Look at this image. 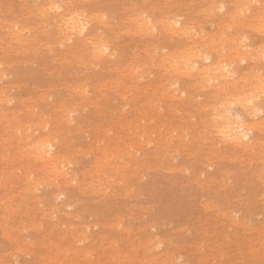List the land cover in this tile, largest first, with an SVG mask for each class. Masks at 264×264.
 Instances as JSON below:
<instances>
[{
	"label": "rangeland",
	"instance_id": "374dc122",
	"mask_svg": "<svg viewBox=\"0 0 264 264\" xmlns=\"http://www.w3.org/2000/svg\"><path fill=\"white\" fill-rule=\"evenodd\" d=\"M263 7L0 0V264H264ZM206 54L230 76L203 78ZM227 121L261 125L251 146Z\"/></svg>",
	"mask_w": 264,
	"mask_h": 264
},
{
	"label": "bare ground",
	"instance_id": "6f19581e",
	"mask_svg": "<svg viewBox=\"0 0 264 264\" xmlns=\"http://www.w3.org/2000/svg\"><path fill=\"white\" fill-rule=\"evenodd\" d=\"M126 1V0H125ZM189 2V1H188ZM168 3V2H167ZM52 4V3H51ZM164 4V3H163ZM56 5V4H55ZM184 5V4H183ZM57 6V5H56ZM127 6V5H126ZM158 7H159V5H158ZM241 7V6H240ZM45 8V7H44ZM59 9V6H57L56 7V9ZM198 8H199V6H198ZM264 8V7H263ZM155 9V8H154ZM158 9V8H157ZM200 9V8H199ZM67 10V9H66ZM156 10V9H155ZM248 10V9H247ZM77 11V10H76ZM263 11V10H262ZM138 12V11H137ZM204 12H206V11H204ZM85 13V12H84ZM49 15V14H48ZM245 15V14H244ZM44 16V15H43ZM60 16H61V14H60ZM59 16V17H60ZM148 16V15H147ZM89 17V16H88ZM139 17V16H138ZM143 17V16H142ZM130 18V17H129ZM135 18V17H134ZM205 18V17H204ZM60 19V18H59ZM233 19V18H232ZM141 21L143 20V18L142 19H140ZM145 20H147V19H145ZM171 20V19H170ZM61 21H62V24L64 25V29L67 31V33H68V37H69V39L70 38H72L73 37V35H78V34H82L86 29H87V27H88V24H89V21L90 20H87V19H82V17H81V15H73V14H69V13H63V15H62V17H61ZM60 21V22H61ZM166 21V20H165ZM58 22V21H57ZM144 22V21H143ZM150 22V21H149ZM170 22V21H169ZM168 22V24H170V25H168V24H164L165 26H167V29H168V27H169V29H170V27H172V26H174V23H175V21L173 22V23H169ZM178 22V21H177ZM145 23V22H144ZM146 23H147V21H146ZM145 23V24H146ZM151 23V22H150ZM165 23H167V22H165ZM228 23V22H227ZM2 24V23H1ZM138 24V23H137ZM144 24V26L146 27V25ZM162 24V23H161ZM173 24V25H172ZM262 24V23H261ZM60 25V24H59ZM142 25V24H141ZM163 25V26H164ZM227 26H228V24H226ZM260 25V24H259ZM152 25H150V27H151ZM137 27H138V25H137ZM136 27V28H137ZM153 27H154V25H153ZM59 28H61V26H59ZM172 28H174V27H172ZM252 28V27H251ZM259 28V27H258ZM261 28V27H260ZM17 29H20L21 30V28L19 27V28H17ZM42 29V28H41ZM142 29V28H141ZM151 29H152V27H151ZM168 29V30H169ZM194 29V28H193ZM230 29V28H229ZM264 29V28H263ZM19 30V31H20ZM148 30V29H147ZM152 30H154V29H152ZM172 30V29H171ZM170 30V31H171ZM207 30V29H206ZM255 30V29H254ZM129 31V30H128ZM177 31V30H176ZM189 31V30H188ZM224 31V30H223ZM264 31V30H263ZM140 32V31H139ZM155 32V31H154ZM173 32H174V30H173ZM185 32V31H184ZM22 33V32H21ZM98 33V32H97ZM192 33V32H191ZM203 33V32H202ZM225 33V32H224ZM244 33V32H243ZM259 33V32H258ZM263 33V32H262ZM185 34V33H184ZM205 34V33H204ZM177 35V34H176ZM188 35V34H187ZM186 35V36H187ZM226 35V34H225ZM92 36V35H91ZM17 37V36H16ZM54 37V36H53ZM93 37V36H92ZM100 38V37H99ZM190 38V37H189ZM27 39V38H26ZM68 39V40H69ZM220 39V38H219ZM227 39V38H226ZM15 40V39H14ZM203 40V39H202ZM205 40V39H204ZM228 40V39H227ZM24 42V41H23ZM49 42V41H48ZM47 42V43H48ZM216 42V41H215ZM97 43V42H96ZM102 43V42H101ZM204 43V42H203ZM99 45H100V47L101 46H104L103 44H100V43H98ZM97 44V45H98ZM205 44V43H204ZM240 44V43H239ZM62 45V44H61ZM235 48V47H234ZM247 48H249L248 46H247ZM26 49V48H25ZM47 49H49V48H47ZM98 49H100V48H98ZM253 49V48H252ZM260 49H261V47H260ZM27 50V49H26ZM97 50V49H96ZM95 50V51H96ZM163 50V49H162ZM183 50V49H182ZM243 50V49H242ZM250 50V49H249ZM103 51H104V49H103ZM192 51V50H191ZM199 51V50H198ZM232 51V50H231ZM98 52V51H97ZM147 52V51H146ZM200 52V51H199ZM238 52V51H237ZM6 54V53H5ZM100 55V54H99ZM193 55V54H192ZM6 56V55H5ZM109 56V55H108ZM164 56V55H163ZM201 56V55H200ZM234 56V55H233ZM104 56H102V58H103ZM135 58V57H134ZM211 54H206L205 55V59H206V61H208L209 62V65L207 64V67L206 68H204V69H202L201 70V73L202 74H204V76H203V78L204 77H207V79H211L212 81H215V78H218V77H221V78H224V76L225 77H228V76H230V74H231V70L229 71V65L230 64H227V63H225L223 60H221V61H219V62H217L218 64L217 65H215V66H212L213 64H211L212 63V61H211ZM64 59V58H63ZM96 59V58H95ZM188 59V58H187ZM66 60V59H65ZM147 60V59H146ZM189 60V59H188ZM243 60V59H242ZM13 61V60H12ZM184 62V61H183ZM195 63H194V66L193 67H191L190 66V68H192V69H197V67H196V65H197V61H194ZM1 63V62H0ZM182 63V62H181ZM189 63V62H188ZM187 63V64H188ZM216 63V62H215ZM126 64V63H125ZM191 64V63H190ZM6 65V64H5ZM135 65V64H134ZM146 65V64H145ZM171 65V64H170ZM2 67V66H1ZM115 67V66H114ZM138 67V66H137ZM141 67V66H140ZM139 67V68H140ZM181 67V66H180ZM173 68V67H172ZM189 68V69H190ZM199 68V67H198ZM2 69V68H1ZM168 68H166V70H167ZM137 70V69H136ZM172 70V69H171ZM191 70V69H190ZM129 71V70H128ZM178 71V70H177ZM185 71V70H184ZM192 71V70H191ZM174 72H176V71H174ZM190 72V71H189ZM126 73V72H125ZM132 73V72H131ZM183 73V72H182ZM181 73V74H182ZM192 73V72H191ZM196 73V72H195ZM50 74V73H49ZM137 74H138V72H137ZM170 74H171V72H170ZM234 74V73H233ZM58 75V74H57ZM152 75V74H151ZM176 75V74H175ZM178 75V74H177ZM232 77V76H231ZM148 78V77H147ZM120 79V78H119ZM142 79V78H141ZM201 79H202V77H201ZM214 79V80H213ZM246 79V78H245ZM107 80V79H106ZM109 80V79H108ZM113 80V79H112ZM203 80V79H202ZM217 80V79H216ZM243 80H244V78H243ZM117 81H118V79H117ZM209 81V80H208ZM237 81V80H236ZM85 82V81H84ZM123 82V81H122ZM238 82V81H237ZM104 83V82H103ZM200 83H201V80H200ZM243 83V82H242ZM82 84V83H81ZM115 84V83H114ZM172 84H174V82L172 83ZM197 84V83H196ZM237 84V83H236ZM241 84V83H240ZM15 85V84H14ZM218 85V84H217ZM242 85V84H241ZM251 85V84H250ZM84 86V85H83ZM111 86V85H110ZM195 86V85H194ZM223 86V85H222ZM261 86H263V84H261ZM250 87V86H249ZM59 88V87H58ZM101 87H99V89H100ZM203 88V87H202ZM165 89V88H164ZM260 89V88H259ZM262 90H263V88H261ZM82 90V89H81ZM75 91V90H74ZM165 91H166V89H165ZM101 92V91H100ZM126 92V91H125ZM249 92V91H248ZM262 92V91H261ZM255 93V92H254ZM263 93V92H262ZM184 94V93H183ZM44 95V94H43ZM120 95V94H119ZM123 95H124V93H123ZM133 95H134V93H133ZM229 95V94H228ZM252 95V94H251ZM8 96V95H7ZM102 96H103V94H102ZM132 96V95H131ZM248 97V96H247ZM252 97V96H251ZM253 97H254V94H253ZM252 97V98H253ZM231 98V97H230ZM229 98V99H230ZM252 98H249V101H250V103H251V101H253L254 100V98L252 99ZM129 99V98H128ZM234 102V101H233ZM247 102V101H246ZM90 104V103H89ZM240 104V103H239ZM247 104V103H246ZM61 105V104H60ZM84 106H86V105H84ZM215 106V105H214ZM243 106V105H242ZM253 106V105H252ZM249 107V106H248ZM250 107H251V105H250ZM254 107V106H253ZM253 107H252V109H253ZM256 108V107H255ZM161 109V108H160ZM214 109V108H213ZM251 109V110H252ZM257 109V108H256ZM18 110V109H17ZM144 110V109H143ZM162 110V109H161ZM246 110H248V108L246 109ZM245 111V110H244ZM243 111V112H244ZM259 111V110H258ZM151 112V111H150ZM12 113V112H11ZM224 115V114H223ZM33 116V115H32ZM74 116V115H73ZM73 116H71V117H73ZM157 116V115H156ZM236 116H238L237 114H236ZM251 116V115H250ZM256 116V115H255ZM30 117V116H29ZM239 117V116H238ZM232 118V117H231ZM241 118V117H240ZM137 119V118H136ZM217 119V118H216ZM8 120V119H7ZM44 120V119H43ZM150 120V119H149ZM224 120V119H223ZM74 121V120H73ZM119 121V120H118ZM218 121H219V119H218ZM232 121V120H231ZM255 121V120H254ZM44 122V121H43ZM42 122V123H43ZM33 123V122H32ZM69 123V122H68ZM235 123V122H234ZM233 122H225L223 125H221L220 127H219V135H220V137L224 140V141H230V142H232V143H235L234 145H240V146H251L250 144H247V141H249L250 139H251V136L249 135L250 133H252V132H254V131H256V129L258 130V127H260V126H257L256 124L255 125H250L249 127H246L245 126V124L246 123H244V122H242L241 121V123H239V124H234ZM254 123V122H253ZM264 123V122H263ZM39 124V123H38ZM71 124V123H70ZM120 124V123H119ZM137 124V123H136ZM251 124V123H250ZM260 124H262V123H260ZM33 125V124H32ZM40 125V124H39ZM88 125V124H87ZM150 125V124H149ZM247 125V124H246ZM258 125H259V123H258ZM263 125L264 124H262V127H263ZM41 127V126H40ZM99 128V127H98ZM107 128V127H106ZM126 129V128H125ZM259 129H261V128H259ZM108 130V129H107ZM180 130V129H179ZM262 130V129H261ZM55 131V130H54ZM189 131V130H188ZM197 131V130H196ZM209 131V130H208ZM259 131V130H258ZM34 132V131H33ZM47 132H49V131H47ZM210 132V131H209ZM104 133H106V132H104ZM175 134V133H174ZM140 136H141V134H139ZM39 136V135H38ZM44 136V135H43ZM164 136V135H163ZM4 138V137H3ZM27 139V138H26ZM44 139V138H43ZM42 139V140H43ZM111 139V138H110ZM113 139V138H112ZM148 139V138H147ZM29 140V139H28ZM40 141H41V139H39ZM45 140V139H44ZM47 140H49V138L47 139ZM47 140H45V142H48ZM161 140V139H160ZM171 140V139H170ZM243 140H247L246 141V143H245V141H244V143L242 142ZM73 141V140H72ZM114 141V140H113ZM124 141V140H123ZM132 141V140H131ZM138 141V140H137ZM218 141V140H217ZM44 142V141H43ZM43 142H41V144H38L37 146H36V149L35 150H37V152H35V154L36 153H38L40 156L41 155H45L46 154V156H51V153H52V150H50L49 148H50V146H53V144L52 143H50V141H49V145L48 144H45V143H43ZM53 142V141H52ZM147 142H148V140H147ZM154 142V141H153ZM163 142V141H162ZM166 142V141H165ZM250 142H251V140H250ZM34 143H36V142H34ZM55 143V142H54ZM33 144V143H32ZM141 144V143H140ZM159 144V143H158ZM252 144H254L253 142H252ZM29 145V144H28ZM31 145V144H30ZM35 146V145H34ZM162 146V145H161ZM253 146V145H252ZM104 147V146H103ZM106 147V146H105ZM183 147V146H182ZM218 147V146H217ZM22 148H23V146H22ZM27 148H29V147H27ZM33 148V147H32ZM99 148V147H98ZM112 148V147H111ZM175 148H177V147H175ZM90 149H91V147H90ZM157 149V148H156ZM3 150V149H2ZM108 150V149H107ZM202 150V149H201ZM75 151V150H74ZM81 151V150H80ZM100 151V150H99ZM138 151V150H137ZM206 151V150H205ZM28 153V152H27ZM82 153V152H81ZM104 153V152H103ZM33 154V153H32ZM38 154H37V156H38ZM53 154V153H52ZM90 154V153H89ZM8 155V154H7ZM23 155V154H22ZM54 155V154H53ZM52 155V156H53ZM82 155V154H81ZM128 155V154H127ZM36 155H35V157H37ZM143 156V155H142ZM42 157V156H41ZM41 157H38V158H41ZM54 157V156H53ZM122 157V156H121ZM176 157V156H175ZM43 158V157H42ZM46 158V157H45ZM47 158H49V159H51L50 157H47ZM163 158V157H162ZM2 159V158H1ZM49 159H47V161L49 160ZM67 159V158H66ZM102 159V158H101ZM121 159V158H120ZM78 160V159H77ZM260 160V159H259ZM35 161V160H34ZM43 161H45V159L43 160ZM52 161V160H51ZM50 161V162H51ZM56 161V160H55ZM69 161V160H68ZM126 161V160H125ZM49 162V163H50ZM74 162H75V160H74ZM207 162V161H206ZM48 163V162H47ZM52 164H53V162H52ZM63 164V163H62ZM61 164V165H62ZM169 164V163H168ZM27 165H29V164H27ZM26 165V166H27ZM56 165V164H55ZM70 165V164H69ZM125 166V165H124ZM175 166V165H174ZM24 167V166H23ZM31 167V166H30ZM53 168H55V167H57V166H52ZM51 167V168H52ZM96 167V166H95ZM16 168V167H15ZM176 168V167H175ZM25 169V168H24ZM148 169V168H147ZM31 170V169H30ZM39 170V169H38ZM52 170H54V169H52ZM56 170V169H55ZM172 170V169H171ZM70 171V170H69ZM95 171V170H94ZM60 173L59 174H63L61 171H59ZM203 173V172H202ZM228 173V172H227ZM57 174H58V172H57ZM66 174V173H65ZM76 174V173H75ZM140 174V173H139ZM5 175V174H4ZM8 175V174H7ZM63 176H65V175H63ZM76 176H77V174H76ZM140 177V176H139ZM111 178V177H110ZM47 180V179H46ZM12 181V180H11ZM72 181V180H71ZM42 182V181H41ZM116 182V181H115ZM40 183V182H39ZM72 183V182H71ZM97 183H98V181H97ZM11 184V183H10ZM41 184V183H40ZM55 184H57L56 182H55ZM105 184V183H104ZM65 185V184H64ZM199 185V184H198ZM48 186V185H47ZM112 186V185H111ZM84 187V186H83ZM30 189V188H29ZM68 190V189H67ZM106 190V189H105ZM109 190V189H108ZM194 190V189H193ZM9 192V191H8ZM17 192V191H16ZM16 194V193H15ZM21 194H23V193H21ZM200 194V193H199ZM27 195V194H26ZM123 195V194H122ZM14 197V196H13ZM262 197V196H261ZM58 198H60V197H58ZM123 198V197H122ZM203 198V197H202ZM34 199V198H33ZM31 200V199H30ZM35 202H37L38 203V201H35ZM100 202V201H99ZM41 204V203H40ZM36 205V204H35ZM209 206V205H208ZM261 207V206H260ZM5 209V208H4ZM38 210V209H37ZM7 211V210H6ZM43 211H44V209H43ZM221 211V210H220ZM8 212V211H7ZM55 213V212H54ZM85 213V212H84ZM33 214V213H32ZM42 214V213H41ZM75 214V213H74ZM77 214V213H76ZM229 214V213H228ZM70 215V214H69ZM6 216V215H5ZM119 216V215H118ZM8 217V216H7ZM20 218V217H19ZM120 218V217H119ZM32 220H33V218H32ZM59 220V219H58ZM54 222V221H53ZM29 224V223H28ZM40 224V223H39ZM86 225V224H85ZM95 225V224H94ZM38 226V225H37ZM41 226V225H40ZM55 226V225H54ZM81 226V225H80ZM96 226V225H95ZM163 226V225H162ZM87 227V226H86ZM167 227V226H166ZM42 228V227H41ZM52 228H53V226H52ZM79 232V231H78ZM82 232V231H81ZM5 233V232H4ZM18 236V235H17ZM14 239V238H13ZM35 243V242H34ZM204 245V244H203ZM99 246V245H98ZM221 246V245H220ZM71 248V247H70ZM177 248V247H176ZM76 249V248H75ZM68 250V249H67ZM66 250V251H67ZM86 250V249H85ZM239 251V250H238ZM256 251V250H255ZM23 252V251H22ZM126 252V251H125ZM6 253V252H5ZM76 253V252H75ZM123 253V252H122ZM88 254V253H87ZM119 254V253H118ZM158 255V254H157ZM54 256V255H53ZM66 256H67V254H66ZM85 256H87V255H85ZM117 257V256H116ZM221 257V256H220ZM51 258V257H50ZM84 258H86V257H84ZM120 258H122L123 259V257H120ZM143 258V257H142ZM148 258V257H147ZM155 258V257H154ZM163 258V257H162ZM175 258V257H174ZM213 258V257H212ZM87 259V258H86ZM144 259V258H143ZM55 260V259H54ZM74 260V259H73ZM203 260V259H202ZM59 262V261H58ZM11 263H13V262H11ZM91 263V262H90ZM205 263V262H204ZM112 264H113V262H112ZM118 264V263H117Z\"/></svg>",
	"mask_w": 264,
	"mask_h": 264
}]
</instances>
